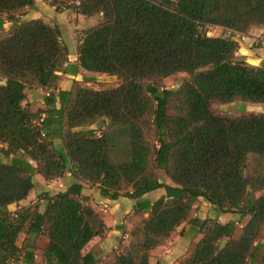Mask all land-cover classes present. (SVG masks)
Returning a JSON list of instances; mask_svg holds the SVG:
<instances>
[{
    "label": "trees",
    "instance_id": "1",
    "mask_svg": "<svg viewBox=\"0 0 264 264\" xmlns=\"http://www.w3.org/2000/svg\"><path fill=\"white\" fill-rule=\"evenodd\" d=\"M49 4L98 18L78 37L77 66L118 84L96 90L74 82L57 91V72L76 74L63 69L68 51L58 27L21 21L34 0H0V33L10 24L0 37V264H35L34 244L16 245L21 233L46 240L42 264H99L84 249L105 237L106 226L85 187L136 201L129 242L105 264H149L151 252L185 223L194 230L190 240L200 238L180 264H264V112L217 109L236 100L264 105V61L250 66L236 56L237 41L200 31L216 26L247 36L264 29V0ZM179 73L189 78L178 89L162 86ZM28 90L48 94L45 109L24 105ZM66 173L74 181L65 191L43 192L37 203L10 211L33 190L34 175L49 182ZM158 189L165 195L142 199ZM199 198L238 220L191 218Z\"/></svg>",
    "mask_w": 264,
    "mask_h": 264
},
{
    "label": "crops",
    "instance_id": "2",
    "mask_svg": "<svg viewBox=\"0 0 264 264\" xmlns=\"http://www.w3.org/2000/svg\"><path fill=\"white\" fill-rule=\"evenodd\" d=\"M35 8L32 15V19H43L49 24L56 25L59 29L61 35V41L66 46L68 55L67 60L63 65V69L74 70L76 71L75 75L72 73H62L57 72V75L60 77V81L58 84V90L61 91H70L73 88V83L76 82L79 85L78 78L80 76H87L86 74H90L79 66H77V54H76V46L79 42L73 39V31L74 29H78L79 31H83L90 26H92L98 18L85 19L82 16L76 14L73 11H70L69 16H77L79 19L78 26L71 23L69 19H67L64 13L55 12L54 8L46 5L45 1L34 0ZM69 20V21H68ZM76 26V27H75ZM4 32H7V29L4 28ZM263 33V29L261 28H253L249 32L250 35H256V33ZM67 34L69 36H67ZM66 36V37H65ZM71 36V37H70ZM80 37V35H79ZM239 54L244 57V61H247L251 66H259L261 62L264 61V47H252L250 46L249 41L240 44V48L238 50ZM236 53V56L238 55ZM238 57V56H237ZM240 57V56H239ZM1 83V82H0ZM56 91V92H57ZM47 94V93H46ZM43 95V96H42ZM45 93L39 90H28L26 92V99L24 101V105L27 104L28 108L31 112H36L38 110H43L46 108L44 101ZM232 104V103H231ZM230 105V104H228ZM55 108H59V102L55 103ZM231 114V113H228ZM1 156V154H0ZM0 161H5L4 158L0 157ZM73 178L70 173H66L65 176L61 179L54 181H45L41 176L34 175L33 176V192L35 188L44 189L43 192H51L54 190V186L61 188L62 190H57V192L65 191L72 183ZM163 182V181H162ZM164 183L168 186H174L167 178ZM29 193L28 197L31 195ZM82 194L89 198L90 206L99 214H103L102 217L105 226H106V234L103 239L94 238L89 244L85 247L86 252H91L90 245L97 240L101 241V247L104 249H115L119 244L120 239H128L127 232L130 231L132 225L129 221V218L132 217V210L135 206L136 201L133 199H127L123 197H119L116 200H109L103 198L97 187H85L82 190ZM165 195L164 189H158L153 192L145 194L142 199H146L150 202H154L160 197ZM27 197V199H29ZM26 201V200H25ZM29 201V200H28ZM24 202L21 201L19 204L21 205ZM213 206H210L205 202L203 198H199L197 203L193 206V210L191 212V218H198L200 220L205 219H213L209 217L210 211ZM10 209V208H9ZM218 221L221 224H225L229 221H237L238 217L234 214H221L218 219H213ZM188 224H183L181 227L177 229L176 235L169 240L164 246L158 247L151 252V257L149 259V264H179L189 253L192 245L198 241L200 235H197L195 239L190 240L191 235L194 230L189 228ZM129 240L126 242L125 246L128 244ZM92 253V252H91ZM94 255V254H93ZM95 256V255H94Z\"/></svg>",
    "mask_w": 264,
    "mask_h": 264
},
{
    "label": "rangeland",
    "instance_id": "3",
    "mask_svg": "<svg viewBox=\"0 0 264 264\" xmlns=\"http://www.w3.org/2000/svg\"><path fill=\"white\" fill-rule=\"evenodd\" d=\"M45 3H46V5L50 6L49 0H45ZM70 11L71 10L69 9V7H66L65 9H62L59 12H57V11H55V12L64 13L66 15L67 19H69L71 23L75 24L76 26H78V24L80 25L79 19L77 18V16H73V17L69 16L68 13ZM33 12H34V10L25 9L22 12V16L20 17L21 21L24 22V21H28V20L32 19ZM4 28L7 29V32L2 31L0 33V37L7 35L9 28H10V24L6 23ZM256 28H259V27H256ZM261 29H263V28H261ZM213 30H214V32H213ZM200 31L202 33L206 34L208 37H214V38L223 37L225 35L224 30H222L221 28L217 29L215 27H211V29H207L206 27H204ZM208 32H209V34H208ZM72 33H73L72 34L73 39L75 41L76 40L78 41V37H79L81 31H79L78 29H76V30L74 29V31ZM67 36H69V35L67 34ZM247 36H249V35H247ZM250 37H260V38L264 39V29H263V33L257 32L256 35H250ZM252 47H254V46H252ZM239 48H240V46H239ZM238 52L239 51H237V53ZM237 56L238 57L240 56L239 58H244L239 53ZM245 62L249 65V63L247 61H245ZM86 75L87 76H80L78 78L79 86L98 90V89L114 88L118 84V79L114 76L102 75V74H86ZM188 78L189 77L186 74L179 73V74H176V75H173L171 77L164 79L162 81V86L165 89L175 90V89H178L180 87V85L183 83V81L187 80ZM74 87H76V85H73V88ZM217 109L222 113H231L232 115H239L242 113H262V112H264V105H251V104L243 103L241 101L236 100L235 102H233L230 105L218 106ZM94 128H96V126H94ZM0 157L2 158V155ZM159 179L163 182L166 180V176L164 175L163 172H159ZM43 190L44 189L35 188V190L33 192H31V195L28 197L29 199L26 198L25 199L26 201L24 200V202L21 205L18 204L17 206L16 205L10 206V211L14 212L17 207H26V206H29L31 204L37 203L38 197H39V195H41L43 193ZM57 190H62V189L55 185L54 190H51L50 193L55 194ZM258 195L259 194H256L255 196H258ZM38 205H39V210L43 211L44 202L43 201L39 202ZM212 208L213 209H211L209 217L213 218V219H218L222 213H220L216 208H214V207H212ZM100 215H101V217H104V215L102 213ZM131 220H132V217L129 218L130 222H131ZM244 222L245 221H243L241 224H243ZM128 240H129V238L128 239L127 238L126 239H123V238L120 239V242L116 246V248L115 249L113 248L111 250L104 249V251H103V249L101 247V241L99 242L98 240L96 242L92 243L89 248H90L92 254H94L95 257L97 258L98 263L99 264H105L108 261V259L111 257L112 253H116V252L120 251L121 248L123 246H125V244L127 243ZM123 241L126 243H122ZM259 241L264 244V234H262ZM23 244H34V246H35V251H34V253H35V264H42L41 254H42V251L45 247L46 240L42 237L26 236L25 234L21 233L17 237L16 245L18 247H21ZM86 250L87 249H84V253L86 252Z\"/></svg>",
    "mask_w": 264,
    "mask_h": 264
},
{
    "label": "built area",
    "instance_id": "4",
    "mask_svg": "<svg viewBox=\"0 0 264 264\" xmlns=\"http://www.w3.org/2000/svg\"><path fill=\"white\" fill-rule=\"evenodd\" d=\"M40 1L43 2L45 0H40ZM76 4H78V3H76ZM211 27H215L217 29L219 28V27H216V26H206L207 29H211ZM214 30H213V32H214ZM208 34H209V32H208ZM224 36L231 37L232 39L237 41L239 44H243L244 42L249 41L250 46L260 47V48L264 47V39L260 38V37H247V36L238 34L237 32H233V31H229V30L225 32ZM45 96H48V94H45ZM42 122H43V115L40 116L39 119H36L34 121V124L37 127H40ZM96 135H98V132L96 133ZM168 199L170 200L171 198H168Z\"/></svg>",
    "mask_w": 264,
    "mask_h": 264
}]
</instances>
